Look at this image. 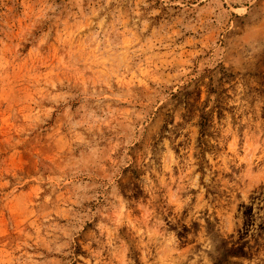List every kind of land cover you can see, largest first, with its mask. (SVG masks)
Masks as SVG:
<instances>
[{
  "label": "rangeland",
  "instance_id": "374dc122",
  "mask_svg": "<svg viewBox=\"0 0 264 264\" xmlns=\"http://www.w3.org/2000/svg\"><path fill=\"white\" fill-rule=\"evenodd\" d=\"M0 264H264V0H0Z\"/></svg>",
  "mask_w": 264,
  "mask_h": 264
}]
</instances>
